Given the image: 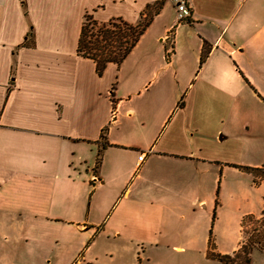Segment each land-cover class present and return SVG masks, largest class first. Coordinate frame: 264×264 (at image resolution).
<instances>
[{
  "label": "crops",
  "instance_id": "0c3cea01",
  "mask_svg": "<svg viewBox=\"0 0 264 264\" xmlns=\"http://www.w3.org/2000/svg\"><path fill=\"white\" fill-rule=\"evenodd\" d=\"M158 1L0 0V264L17 258L32 264L42 257L49 225L78 236L61 254L77 258L99 231L121 237L122 220L156 224L175 213L185 221L199 209L210 214L216 207L218 159L224 156L208 153L207 146L233 136V125L250 114L253 100L264 103V0H188L191 17L183 23L175 2L166 0L120 66L109 64L99 76L95 63L78 55L85 16L134 25ZM206 44L210 53L201 65ZM223 126L229 136L223 137ZM129 133L138 137L130 140ZM99 151L102 164L95 170L86 154L95 166ZM142 152L146 159L140 164ZM141 167L142 181L122 193ZM91 171L92 181L98 180L90 185L94 196L85 213L78 182L87 188ZM247 174L251 188L261 192L264 182L257 185L254 172ZM102 189L100 201L95 196ZM262 202L258 216L241 215L233 247L219 243L218 253L239 251L243 219L263 217ZM139 237H129V245L169 249V243ZM21 240L18 252L9 246Z\"/></svg>",
  "mask_w": 264,
  "mask_h": 264
},
{
  "label": "rangeland",
  "instance_id": "374dc122",
  "mask_svg": "<svg viewBox=\"0 0 264 264\" xmlns=\"http://www.w3.org/2000/svg\"><path fill=\"white\" fill-rule=\"evenodd\" d=\"M139 22H142V19ZM184 95L186 93L182 97ZM249 107L251 108L250 114L243 116L238 123L233 125L231 130L233 136L228 139L224 138L222 141L221 136H219L216 146H207L208 153L214 155L222 154L224 156L222 159H218L222 161V166L219 171V180L215 183V197L216 199L217 196L220 198L216 207L210 211V214L208 210L199 209L196 214L187 215L185 221H180L178 215L171 213L166 215L165 221L156 224H143V222H132L131 219H125L120 222L118 228L121 232V237L115 238L113 235H102L99 231L93 243L92 240L91 242L88 241L77 258H74V256L62 257L61 254L69 246V242L78 239V236L62 225H49L46 228L47 243L45 253L42 257L36 258L35 261L32 259V264H221L219 260L210 256V250L206 252L208 242L205 241L204 237H209V232L212 234V239L215 243L214 252L220 254L218 253L219 243L225 249L233 247V244L236 243V232L239 231L241 215L252 211L251 213L258 216L263 210L262 201L264 197L262 192H264V188H262L261 192L251 188L252 184H254L253 178L247 174L249 172L241 169L242 167L252 166L264 167V103L253 100ZM176 111L178 112V110ZM177 112L172 115L173 118ZM171 119L168 120L163 130L164 133L169 130ZM223 128L225 131L222 133L223 137L229 136L230 134L226 133V128L224 126ZM131 133L128 135L130 140L133 137H138V134ZM119 137L125 140L124 134H119ZM204 137L201 136V138ZM222 149L224 150L223 152H221ZM92 157L93 155L86 154V162L89 163L88 167L95 169ZM85 171L86 168L84 167L82 173H85ZM142 173H144L143 167L138 170L135 169L133 174L130 175L129 181H127L128 186L125 185L121 192L124 193L127 187L128 189L131 186L134 188L136 182L138 184L142 181ZM254 174L257 185L264 182V171L254 172ZM91 177H93L92 171L84 179L87 188H82L81 179L78 182L82 199L85 202V213L88 212L94 196L92 192L89 193L90 185H96ZM218 192L219 194H217ZM105 194L106 190L102 189L95 197L101 201ZM120 196L117 197V201H120ZM118 204L115 208L118 207ZM140 206L141 201L137 203V208ZM122 207H119L115 215L122 210ZM214 215L215 218L213 217ZM105 223L106 221L103 222L102 226ZM244 230L246 234L245 241L250 237L258 236L262 238L264 236V216L260 218L247 217ZM232 232L234 233L233 239H231ZM132 236H141L138 240H143V242L147 243L157 240L160 246L169 243V249L160 247L158 250L148 244L143 249L136 242L129 245L128 239ZM262 240L264 241V239ZM24 243V240L17 242L16 245L10 242L9 246H12L18 252L20 246ZM176 248L182 249L177 250ZM145 251L150 255L151 260L148 261V258L145 257ZM73 258L74 260L72 261ZM250 259V264H264V254L258 249H253ZM17 260L20 261L18 258L13 261H16L15 264H20ZM241 261H238L237 264H240Z\"/></svg>",
  "mask_w": 264,
  "mask_h": 264
},
{
  "label": "trees",
  "instance_id": "16d2710c",
  "mask_svg": "<svg viewBox=\"0 0 264 264\" xmlns=\"http://www.w3.org/2000/svg\"><path fill=\"white\" fill-rule=\"evenodd\" d=\"M166 0H160L152 6H147L142 14V22L132 25L123 19H113L106 23L97 22L92 16H85V20L82 26L77 53L80 57L93 61L96 65V72L99 76H102L104 70L107 69L109 64H115L120 66L129 54L133 52L140 38L143 37L147 29L159 11L165 7ZM24 5V3H23ZM34 42H31L33 45ZM30 45V44H29ZM210 48L206 44L202 51L200 64L203 65L207 56H209ZM115 100L113 104L115 107ZM184 97L178 104V108H182L184 105ZM115 109V108H114ZM109 132V126H106L101 134L100 141L103 143L104 148L107 146L106 138ZM102 164L101 151L97 155L95 164V170L99 169ZM246 172H259L264 169H256L251 167L241 168ZM216 215V213H215ZM215 215L213 216L215 218ZM254 215H248L243 219V227L247 217L253 218ZM246 235V234H245ZM211 238L209 241L210 256L216 260H219L221 264H250V254L253 249H258L264 253V236L250 237L244 242L239 251H236L232 255L222 256L216 254L214 251L215 243Z\"/></svg>",
  "mask_w": 264,
  "mask_h": 264
},
{
  "label": "built area",
  "instance_id": "2783aa9c",
  "mask_svg": "<svg viewBox=\"0 0 264 264\" xmlns=\"http://www.w3.org/2000/svg\"><path fill=\"white\" fill-rule=\"evenodd\" d=\"M173 1L175 2L176 5L175 9H176L177 20L180 23L187 22L188 19H190L191 17V10H190L191 7L189 6L188 0H173ZM112 116H113L112 118L115 117L114 112ZM145 159H146V154L144 152L140 153L139 163L141 164ZM96 180H98L97 177H95L94 181Z\"/></svg>",
  "mask_w": 264,
  "mask_h": 264
}]
</instances>
